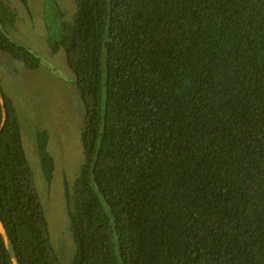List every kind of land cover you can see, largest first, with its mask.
Here are the masks:
<instances>
[{"label":"trees","instance_id":"obj_1","mask_svg":"<svg viewBox=\"0 0 264 264\" xmlns=\"http://www.w3.org/2000/svg\"><path fill=\"white\" fill-rule=\"evenodd\" d=\"M75 6L48 29L85 110L84 162L64 186L71 264H264V0ZM17 20L0 0V55L37 71L9 36ZM49 138L35 140L48 186ZM0 223V264H61L1 79Z\"/></svg>","mask_w":264,"mask_h":264},{"label":"rangeland","instance_id":"obj_2","mask_svg":"<svg viewBox=\"0 0 264 264\" xmlns=\"http://www.w3.org/2000/svg\"><path fill=\"white\" fill-rule=\"evenodd\" d=\"M8 1L18 17L9 36L38 55L41 68L31 71L9 55L1 54V87L14 102L21 121L23 143L45 210L52 245L61 264H71L75 246L64 186L66 182L74 185L84 162L81 137L85 110L66 66L64 52L53 54L48 47V29L54 33L60 17L64 22H73L75 0H29L27 6L19 0ZM44 130L50 134L48 150L55 161L50 186L43 178L35 141L37 133Z\"/></svg>","mask_w":264,"mask_h":264},{"label":"water","instance_id":"obj_3","mask_svg":"<svg viewBox=\"0 0 264 264\" xmlns=\"http://www.w3.org/2000/svg\"><path fill=\"white\" fill-rule=\"evenodd\" d=\"M0 225H1V223H0ZM0 231L5 235V232H4L2 225H1Z\"/></svg>","mask_w":264,"mask_h":264},{"label":"bare ground","instance_id":"obj_4","mask_svg":"<svg viewBox=\"0 0 264 264\" xmlns=\"http://www.w3.org/2000/svg\"><path fill=\"white\" fill-rule=\"evenodd\" d=\"M0 228H1V225H0Z\"/></svg>","mask_w":264,"mask_h":264}]
</instances>
